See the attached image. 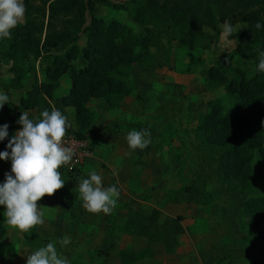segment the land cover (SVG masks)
I'll use <instances>...</instances> for the list:
<instances>
[{
	"label": "trees",
	"instance_id": "obj_1",
	"mask_svg": "<svg viewBox=\"0 0 264 264\" xmlns=\"http://www.w3.org/2000/svg\"><path fill=\"white\" fill-rule=\"evenodd\" d=\"M25 23L11 30V39H0V87L9 96L10 111L0 127L8 125V136L0 140V152L20 129L23 112L38 118L47 109L66 116L71 107L74 122L67 132L87 137L95 120L91 101L102 100L117 108L133 91L131 70L137 64L152 68L169 60L172 46L186 52L208 49L220 33V21L234 29L236 39L230 52L254 65L252 74L241 68L228 70L212 64L201 70L207 90L222 89L223 98L206 101L207 111L199 114L194 126L192 151L198 159L190 177L167 193V202H200L209 205L211 180L224 182L229 190L254 192L252 160L257 153L264 161V72L255 71L259 51H264V0H23ZM98 6L126 10L130 21L113 15L96 14ZM259 22L262 27L254 26ZM83 41V44L80 41ZM216 44H214L215 46ZM224 56H226L224 54ZM38 64L35 65V63ZM8 64V66H7ZM7 67L9 76H2ZM33 74L29 87L17 102L11 93L21 90ZM39 73L40 78L37 77ZM69 79L68 90L58 94L62 77ZM179 102V101H178ZM172 105H162L163 115L172 114ZM69 122V121H68ZM185 130V129H184ZM187 137L186 131H184ZM10 160V159H9ZM126 217L116 223L113 214L109 232L137 236L146 246L121 248L119 264H135L152 256L153 244H161L172 254L180 246L184 232L183 216H164L155 207L131 208L124 205ZM247 218L253 246H264V195L251 197L239 213ZM4 208L0 206V249L4 245ZM24 244L38 250L42 242L36 229L26 233Z\"/></svg>",
	"mask_w": 264,
	"mask_h": 264
},
{
	"label": "rangeland",
	"instance_id": "obj_2",
	"mask_svg": "<svg viewBox=\"0 0 264 264\" xmlns=\"http://www.w3.org/2000/svg\"><path fill=\"white\" fill-rule=\"evenodd\" d=\"M95 13L113 15L130 21L126 10H111L107 6H98ZM223 23V21L219 22L220 33L214 43L215 46L213 44L206 50L200 48L196 52H186L172 46L169 60L166 62H160L152 68L133 65L132 80L134 85L143 91L142 95H149L148 85L151 86L149 82L152 81L153 86L158 88H163L165 84L166 93H171L173 97L170 100L180 99L179 104L172 106V118L147 120L146 125L139 129V131L147 129L151 134V143L145 149L130 150L126 136L134 129L127 128L124 131L122 124L113 123L109 132H104L100 137L95 138L93 132L88 135L91 139H96V143H101L95 148L96 160L91 167L76 173L65 171L62 167L59 169L61 178L65 180L62 191L74 189L80 179L87 178L88 174L95 170L102 176L104 187L115 185L120 192L116 207L110 214L91 213L90 228L87 229V224L78 222L83 224V227L79 230L77 228L70 230V237L80 244L81 253H77L69 264H119L118 252L121 248L139 249L146 246L144 238L119 231L109 232L110 215H115L116 223L121 224L126 217L125 204L131 208L155 207L164 216L177 214L183 216L184 232L179 237L181 244L175 252L166 253L161 244H153L152 256L135 264H264V246H253L248 238L253 236L251 227L247 225V218H239V213L247 200L264 195V161L257 153L252 160L251 178L257 186L254 192L231 191L224 182L213 179L207 188L212 193V200L207 206L200 202L175 204L166 201L167 193L180 187L198 164L191 147L193 142L191 127L197 116L202 114L208 98L225 96L221 88L207 90L201 70L212 64H219L228 70L241 67L249 75L254 70L251 61H245L230 53L235 48L237 40L229 39L225 44L221 35ZM243 27V24H237L234 26V31H240ZM80 43L83 44V41L81 40ZM5 68L3 67L1 71L4 76L7 75ZM37 77H41L39 73ZM65 79L66 76L62 77L60 93L68 90ZM32 80L31 73L28 76V83ZM13 94L17 97L20 89ZM137 100L138 103L147 102L141 95ZM90 103L94 105L96 101ZM131 104L133 103L130 102ZM184 131L188 139L184 136ZM76 177H79L78 181ZM51 209L54 207H49V210ZM83 220H86L85 223L90 221L89 218ZM59 225V229L66 231L72 229L75 221L66 220ZM8 249V244L4 243L0 249V257L6 255Z\"/></svg>",
	"mask_w": 264,
	"mask_h": 264
},
{
	"label": "clouds",
	"instance_id": "obj_3",
	"mask_svg": "<svg viewBox=\"0 0 264 264\" xmlns=\"http://www.w3.org/2000/svg\"><path fill=\"white\" fill-rule=\"evenodd\" d=\"M25 11L23 0H0V39H11V30L26 22ZM254 27L260 29L262 25L257 22ZM235 33L233 26L225 21L221 34L225 44ZM255 71L264 72V51H259ZM9 100L8 95L0 93V106L9 104ZM17 123L21 127L6 145L10 152H0V160L11 161L10 173L5 174V182L0 184V206L4 208L6 225L24 234L44 223L38 201L63 187L65 180L59 169L72 161L74 149L64 145L63 138L71 125L57 109H45L35 119L23 112ZM7 136L8 125L4 124L0 127V140ZM126 142L130 150H143L151 143V134L147 129L132 130L127 134ZM77 185V198L88 213L110 214L115 209L120 195L118 188L115 185L104 187L102 176L95 170L87 178L80 179ZM57 243L66 246L70 237L49 242L34 251L27 256L26 264H69L66 258L58 255Z\"/></svg>",
	"mask_w": 264,
	"mask_h": 264
},
{
	"label": "crops",
	"instance_id": "obj_4",
	"mask_svg": "<svg viewBox=\"0 0 264 264\" xmlns=\"http://www.w3.org/2000/svg\"><path fill=\"white\" fill-rule=\"evenodd\" d=\"M113 1H124V0H113ZM2 76L6 78L7 76H9V74L7 73L6 76L4 75ZM67 79L68 77L66 76L65 82L68 84L69 87V79L68 80ZM131 79H132V75H131ZM29 84L30 83H28V81H26L23 84L24 86L20 90V94H18L17 97H14V94L12 92L11 101L17 102L21 93H23V91H25L29 87ZM149 84H151V86L148 85L147 83L150 89L148 90L149 95L145 96L142 95L143 91H140L139 87L134 85L132 80V86H133L132 93L126 96L117 108H110L106 103H103L101 100H95L96 104L92 106L95 110L96 117L90 127L89 134L93 132L92 134L94 135L95 138L98 136L100 137L101 135L104 134V132L106 131L109 132L113 123L122 124L124 131L127 128L139 131L141 127L146 125L147 120L153 121L156 118H162V119L172 118L173 116L172 114L163 115V112L161 110H159L160 112H158V109L162 105H172L174 103H177L180 99L170 100V98L173 97L171 93L170 94L166 93L165 84L163 88H158L157 86L154 87L152 81L151 83L149 82ZM0 93H4L2 88L0 90ZM58 94H63V93H60L58 89ZM140 95L144 98V100H147L146 103L145 102L138 103L137 99L139 98ZM209 99L211 98H208L207 100ZM130 102H132L133 104L130 105ZM206 110H207V106L205 104V109L201 113L206 112ZM9 111H10V106L6 105L5 107H3V109L2 106H0V118L7 121L6 115ZM66 115L69 123L73 125L74 122L73 108L71 107L67 108ZM194 124L192 126H194ZM87 138L90 140L92 156L85 161L81 170H83L84 168L87 169L86 167L92 166L93 161L96 160L94 158L95 148L101 145L100 142L96 143V139L93 140L89 136H87ZM123 147H125V145H123ZM103 148L105 149V146H103ZM10 169H11L10 160H0V184H3L5 182V174L10 173ZM78 180L79 177L78 178L76 177V181ZM76 188L77 187H74V189L70 188L69 190L65 189V191L59 189L53 195L51 196L45 195L40 199V201H38V208L40 209V211L44 213L43 216L44 223L42 225L35 226L38 234L42 236V239H44L39 248L46 246L49 242L58 241L59 239H62L66 236L70 237V230L73 229L76 230V228L79 230L81 227H83V224H87V229L90 228L92 224L91 213H88L82 207V201L79 198H77L78 194L75 192ZM49 207H54V209L49 210ZM83 218H89L90 221H87V223H85L86 220L84 221ZM66 220L75 221V225L72 226V229L69 228L66 231H62V229H59L60 226L59 224ZM78 222L83 224H78ZM5 228L6 231L3 240L4 243L8 244L9 249L6 255L0 257V264H26L27 256L32 254L36 250L31 248L30 243L29 244L23 243V239L25 237L24 234H20L18 233L17 230H13V229L11 230V234L9 233L10 229L7 228L6 219H5ZM56 248L58 255L61 258H66L68 262L74 260V257H76L77 253L78 254L81 253L79 252L80 244H77L75 241H73L71 237H70V243L68 245L62 247L57 243Z\"/></svg>",
	"mask_w": 264,
	"mask_h": 264
},
{
	"label": "built area",
	"instance_id": "obj_5",
	"mask_svg": "<svg viewBox=\"0 0 264 264\" xmlns=\"http://www.w3.org/2000/svg\"><path fill=\"white\" fill-rule=\"evenodd\" d=\"M64 145L74 149L72 161L61 166L65 171L76 173L81 170L85 161L92 156L90 140L87 137H77L71 132H66L63 138Z\"/></svg>",
	"mask_w": 264,
	"mask_h": 264
}]
</instances>
